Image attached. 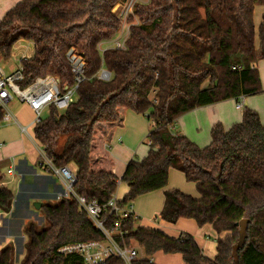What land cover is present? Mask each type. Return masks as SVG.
Returning a JSON list of instances; mask_svg holds the SVG:
<instances>
[{
  "label": "trees",
  "instance_id": "16d2710c",
  "mask_svg": "<svg viewBox=\"0 0 264 264\" xmlns=\"http://www.w3.org/2000/svg\"><path fill=\"white\" fill-rule=\"evenodd\" d=\"M125 1L20 0L0 21V60L11 57L19 40L34 43V54L21 60L23 86L51 74L65 90L74 83L67 51L74 47L85 60L86 79L74 100L64 110L51 106L33 128L35 139L57 167L74 164L75 191L101 204L123 181L129 190L119 205H132L140 195L166 187L171 168L196 183L199 197L180 189L166 191L159 217L171 224L181 218L194 219L198 226L211 224L218 234L215 257L206 256L192 234L172 237L137 225L130 214L122 222L125 234L117 240L141 249L142 257L132 264H156L150 258L159 251L180 253L184 264H264V123L260 115L245 108L242 120L228 130L219 122L214 124L211 142L205 147L171 130L180 116L198 107L262 92L255 64L264 61V12L258 28L254 13L257 6L264 7V0L138 3L135 17H130L127 48L108 49L102 60L99 45L121 27L112 9ZM102 62L112 72L109 81L96 76ZM128 110L151 121L150 143L147 155L131 160L120 180L110 144ZM3 117L0 106V120ZM36 179L31 183L38 191L42 182L54 195L37 194L36 199L22 193L15 210V196L0 180L1 212L15 215L21 204L33 199L42 203L39 211L47 221L43 227L34 221L20 222L26 236L20 264H85L80 254L59 249L71 242L103 240V233L72 197L54 201L62 190L56 177ZM115 219L110 216V226ZM244 219L247 229L242 237ZM15 252V243L4 245L0 264H14ZM101 264L123 261L111 257Z\"/></svg>",
  "mask_w": 264,
  "mask_h": 264
},
{
  "label": "crops",
  "instance_id": "0c3cea01",
  "mask_svg": "<svg viewBox=\"0 0 264 264\" xmlns=\"http://www.w3.org/2000/svg\"><path fill=\"white\" fill-rule=\"evenodd\" d=\"M19 1L0 0V21L6 12ZM262 7L257 6L255 8V12L257 13L258 11L259 15L258 18L256 16L258 23H255V25L257 28L258 24L260 25L262 22V12H264ZM33 54L29 56L31 57ZM255 67H257L260 74L262 92L246 96L243 109L250 108L255 110L264 123V61H259L255 64ZM11 69L8 68L7 72H12ZM236 103L237 99H227L198 107L180 116L172 125L171 130L173 133L186 135L200 147H205L211 142V129L214 124L219 122L228 130L233 124L242 120L244 110L236 109ZM9 107L17 121L12 122L11 120L5 122L4 120H0V180H2L1 184L14 194L15 204L13 209L15 210L17 206L16 201L22 193H26L28 197L32 196L36 198L37 194L52 197L54 192L51 189L45 188L42 182V184L40 183L37 186L39 191L31 183L37 180L36 178L38 177L50 176L49 173L41 169V166H38V161L40 162L39 145L32 138L25 136L21 131L20 125H29L32 122L34 118L32 109L28 104L17 100L15 102L12 101ZM150 128L151 121L146 116L133 110L126 112L125 123L116 130L110 144V151L116 164L115 174L120 180L131 160L141 159L147 155L150 143L148 140ZM31 133L33 138H35L33 128L31 129ZM28 139L31 141V144ZM70 167L76 171L74 164H70ZM11 168L14 169V172L9 173L8 171ZM26 178H29L30 183H26ZM58 183L61 184L59 179ZM173 189H180L195 197L200 196L195 182L188 181L180 170L171 168L166 187L142 194L133 201V212L138 216L137 225L160 229L172 237H178L182 232H188L194 236L203 253L210 258H214L217 254L216 239L218 234L211 224L198 226L194 219L187 218H181L177 223L171 224L159 217L165 202V192ZM128 190L127 183L120 181L117 188L119 199H122ZM32 202L34 203L36 200L32 199V201L26 203V210L29 212L32 210ZM4 219L7 220L6 228ZM15 220L17 218L12 212L6 214L0 211V229L2 230L0 231V250L7 243H15L10 231L12 221ZM17 223L22 224L20 222ZM24 254L23 252L20 255V259L24 257ZM152 259L156 264H184L180 253L165 254L159 251L152 256Z\"/></svg>",
  "mask_w": 264,
  "mask_h": 264
},
{
  "label": "built area",
  "instance_id": "2783aa9c",
  "mask_svg": "<svg viewBox=\"0 0 264 264\" xmlns=\"http://www.w3.org/2000/svg\"><path fill=\"white\" fill-rule=\"evenodd\" d=\"M147 1L126 0L124 3H118L113 7L112 12L121 21V27L113 38L99 45L98 49L102 55V60L104 53L108 49L125 50L127 48V40L129 39L130 28L133 24L130 21V17H135L134 6ZM26 51L24 52L26 53ZM29 57V55L23 54L19 67L10 73H6L0 64V106L4 111V121H17L9 107L15 99L30 106L34 113V118L29 125H20V127L22 133L32 138L37 144L38 141L33 138L31 129L42 120L44 112L51 106L64 110L74 100L80 84L86 79L85 60L77 53L74 47H71L67 51L66 58L74 75V83L63 90L59 80L51 74L38 76L30 84L23 86L22 81H24L25 75L21 60ZM96 76L100 80L109 81L112 78V72L102 62V66ZM245 99L246 95H240L237 98L236 109L242 110L244 108ZM39 147L41 169L59 179L62 184V190L56 196L57 201L70 197L75 199L79 210L84 212L104 235L103 240L79 241L65 244L59 251L64 254L78 253L83 257L85 264H101L111 257L120 258L123 264H132L134 259L142 257V253L137 246H128L127 244L119 243L117 240V236L125 234L121 226L127 216L132 214L138 220V216L133 212V205L121 207L117 191L104 204L99 203L95 199L88 200L86 197L78 194L74 189L76 182L75 171L72 170L70 165L57 167L53 163V160L47 157L41 145ZM8 172L12 173L14 169L11 168ZM112 215L116 216V219L113 225L110 226L109 219ZM150 261H153V259L150 258Z\"/></svg>",
  "mask_w": 264,
  "mask_h": 264
},
{
  "label": "rangeland",
  "instance_id": "374dc122",
  "mask_svg": "<svg viewBox=\"0 0 264 264\" xmlns=\"http://www.w3.org/2000/svg\"><path fill=\"white\" fill-rule=\"evenodd\" d=\"M262 10H264L263 7H262ZM256 16L258 18V16H259L258 15V11H257V13L255 12V23H258V20L256 19ZM258 26H259V24H258ZM24 51H26V53ZM34 51H35V47H34V44L31 41L24 40V39L23 40H19L14 45L11 57L9 59H7V60H4V61L1 60L0 64L3 66L5 72L8 73L7 72L8 68H12L11 70L13 71L17 67H19V65H20L19 59L21 57H23V54H27V56H28V55L34 53ZM15 101H16V99L13 102H15ZM243 110L244 109H242L241 111H243ZM47 114H48V110H46L44 112L45 116ZM63 139L64 138H62V140ZM29 142L31 144L30 140H29ZM62 143H63V141H62ZM37 144L40 145L38 142H37ZM72 170H74V169L72 168ZM36 199H38V198H36ZM21 201H23V199ZM54 201H57V198H55ZM34 204H35V202L34 203L32 202L31 206L33 205V207H32V210L30 212L26 210V204H23V205L21 204V207L19 208V210L15 211L16 213H15L14 216L17 218L18 222H22L23 221V225H25L29 221H34L35 223L38 224L39 227H43V226L47 225V221L45 220V217H44L43 213L41 211H39V209H37ZM17 220L12 221V226H11V229H10V231H11V233L13 235V238H14V242H15L17 251H18V253L15 252V255H14V264H20V261H21L20 255L23 252L25 253V246L23 247V243H24V241H26V236L25 235L22 236L23 234L21 233L22 224L20 225V224L16 223ZM3 221H4L5 228H6L7 220L4 219ZM2 229H4V228H2ZM0 231H2V230L0 229ZM133 245L136 246L135 244H133ZM140 252L142 253L141 249H140Z\"/></svg>",
  "mask_w": 264,
  "mask_h": 264
},
{
  "label": "water",
  "instance_id": "95a60500",
  "mask_svg": "<svg viewBox=\"0 0 264 264\" xmlns=\"http://www.w3.org/2000/svg\"><path fill=\"white\" fill-rule=\"evenodd\" d=\"M41 202H35V207L37 209H39L41 207ZM246 229H247V220L244 219L242 220L241 224H240V234L242 237L246 236Z\"/></svg>",
  "mask_w": 264,
  "mask_h": 264
}]
</instances>
